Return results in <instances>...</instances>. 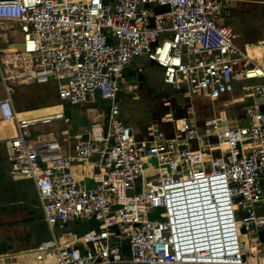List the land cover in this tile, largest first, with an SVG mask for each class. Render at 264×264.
Instances as JSON below:
<instances>
[{
	"label": "built area",
	"instance_id": "1",
	"mask_svg": "<svg viewBox=\"0 0 264 264\" xmlns=\"http://www.w3.org/2000/svg\"><path fill=\"white\" fill-rule=\"evenodd\" d=\"M231 10V0H0V27L17 25L21 37L0 48V124L13 128L5 156L12 178L32 180L51 231L24 252L34 262L264 264V111L255 102L264 98V43L260 54L241 48ZM135 58L161 67L185 98L223 107L201 123L188 107L176 119L167 112L138 137L120 118ZM27 83L55 84L59 103L45 108L60 109L21 116L45 109L17 111L13 92ZM236 88L238 100H222ZM96 94L109 112L84 130L34 129L68 123L66 104ZM3 156L0 140V165ZM89 221L97 226L78 234ZM69 222L76 231L62 229Z\"/></svg>",
	"mask_w": 264,
	"mask_h": 264
},
{
	"label": "crops",
	"instance_id": "2",
	"mask_svg": "<svg viewBox=\"0 0 264 264\" xmlns=\"http://www.w3.org/2000/svg\"><path fill=\"white\" fill-rule=\"evenodd\" d=\"M249 5H253L257 8L260 7L264 8V0H231V8H232L231 11L235 15L236 14L238 15L240 14V10L242 8L247 7ZM11 37L12 38H9L8 31L0 32V48L11 46L10 48L14 49L15 47L12 45L15 44L17 46V44L15 42L14 43L10 42V40L15 39L14 41L20 42L21 40L20 32L15 31V33L11 34ZM235 39H236V34H235ZM260 42L264 43V38L260 39ZM262 43L260 45H262ZM256 47H260V46H248L246 50H250V52H252V49ZM255 50L256 52L258 51L261 53L260 48H257ZM136 71L137 70L133 68V66H131L130 63L126 69L124 77L127 78L130 73L133 74ZM139 82L140 83L137 85L134 83L136 85L135 91L142 90L140 84L144 82V79L141 75H139ZM51 89H53L54 91H52ZM142 94L143 96H145L147 95V92L144 91L142 92ZM137 95L138 94H136V97ZM3 96H5V90L0 75V98H2ZM239 97L240 94L233 92L231 94H227L226 96H224L222 100H230L231 102H234V100H238ZM99 99L104 100L103 98H101L99 94H96L94 97L89 98L88 101L80 105L73 106L70 104H66V112L68 117L70 118V121L73 118H75L76 121L79 120V122L77 123L74 121V128L78 129L77 132L84 130L93 119L96 118L103 119L104 114H107V112L103 111L99 107ZM167 99L169 98L165 95L159 96V102L161 101V104H164V102ZM172 101L173 100H171V103ZM201 101L203 100L199 98L187 99L188 103L186 105L188 106V109L190 108L194 111L196 116V121L198 123H201L202 118L209 116V114L206 113V110L202 108ZM248 101H252V100L248 99ZM13 102L17 111L22 112L26 110L40 109V108L57 105L59 103V98H58L56 86L53 83H48V84L27 83L16 86V89L13 92ZM32 104L34 106L28 107ZM36 104H40V106L35 107ZM159 106L160 103L159 105H157L156 108H159ZM181 106L182 105H180L177 102V108H178L177 111L181 110ZM240 106H241L240 104H233V105L231 104V106H229L228 109L231 111V113L236 119L240 120L241 122L242 121L245 122L246 118L244 117ZM166 107H170V106H166ZM56 109H59V107H57ZM37 112L45 113L43 110V111H35L34 114H37ZM167 112H173V110L170 109ZM25 114L28 113H24L21 115H25ZM165 114L163 116H165ZM161 119L162 116L160 117L159 121L157 119L153 123H158L161 121ZM124 123L130 125L138 137L142 138L146 134L145 127L138 126L135 124L134 125L128 124L126 122ZM5 126L6 125L0 124V140H2V148L4 153L3 161L2 164L0 165V264H37V262H34L35 260L33 253H24V252H26V250L33 249L31 248L33 244L39 243L41 240L50 238L51 231L48 224L43 220L42 210L32 180L14 179L11 177L9 173L10 162L7 160L5 156L6 143L4 140L10 137L12 134L8 136L4 135L3 128ZM58 126H60L59 121L52 124L39 125L34 129L42 132H51V131L58 132V130L62 128L69 129L68 127L65 126L64 127H58ZM64 151L68 153L72 150L65 148ZM36 211H38V213ZM40 225L42 226L37 227ZM76 228H77L76 226L72 227L71 230L76 231L75 230Z\"/></svg>",
	"mask_w": 264,
	"mask_h": 264
},
{
	"label": "rangeland",
	"instance_id": "3",
	"mask_svg": "<svg viewBox=\"0 0 264 264\" xmlns=\"http://www.w3.org/2000/svg\"><path fill=\"white\" fill-rule=\"evenodd\" d=\"M228 23L233 27L236 34V43L240 45L241 48L247 49L248 46H262L260 45L262 43L260 42V39L264 38V8H257L253 5L244 7L240 10V14H236L234 18L228 19ZM6 31H8L9 38H12L11 34L15 33V31H18V26H12V24L9 23L3 24L2 27H0V32ZM14 40L15 39H11L10 42L14 43ZM257 48L258 47H256L255 49ZM258 54H260V52H258ZM131 66H133V68H135L137 71L133 74L130 73L127 78L124 77L121 80L123 91L120 94V97L122 99L120 103V118L124 122L133 125L135 124L145 128L149 124L153 123L155 121L154 116L159 115L161 111L160 109L156 108L159 103L161 104V101L159 102L160 95H165L170 100H174L172 101V105L168 110L172 109L174 112H177V102L182 105L181 108L187 105V99L181 92L175 91L170 85L163 82V69L161 67L156 64H151L150 61L143 58L133 59V61L131 62ZM139 75H141L144 79V82L140 84L142 90L127 91V85L129 82L135 83L136 85L140 83ZM51 90L54 91L53 89ZM144 91L147 92V95L145 96H143L142 94V92ZM235 92L238 94L241 93L238 88H236ZM136 94H138L137 97ZM255 102L259 105H262L264 104V98H257ZM201 105L209 115L212 114L215 109H219L223 106L222 102L212 104L207 101H201ZM31 106L34 105L32 104L28 107ZM38 106H40V104L35 105V107ZM57 107H59L60 109V106ZM57 107L40 109L38 111L44 110V112H47L52 109H56ZM99 107L103 111L108 113L110 102L108 100L99 99ZM32 113L34 114L35 111L28 114ZM74 121L76 123L79 122V120L76 121L75 118H73L68 124H66L64 120H61L59 121L60 126L58 127H68L70 129V132L72 134H75L78 129L74 128ZM242 123L245 122L242 121ZM3 133L6 136L13 134L12 126L6 125L3 128ZM36 212L38 213V211ZM150 218H158V214L151 213ZM41 226L42 225L37 227ZM96 226V221H89L88 223L83 224V229L78 231V234H82ZM251 229L252 228H250V230ZM244 238L247 239L245 235Z\"/></svg>",
	"mask_w": 264,
	"mask_h": 264
},
{
	"label": "water",
	"instance_id": "4",
	"mask_svg": "<svg viewBox=\"0 0 264 264\" xmlns=\"http://www.w3.org/2000/svg\"><path fill=\"white\" fill-rule=\"evenodd\" d=\"M167 8H168L167 5H160V6H158L156 9H157V11H162V10H165V9H167ZM152 64H153V63H152ZM186 107H188V106H184V107L181 108L180 111H177V112L175 113L174 118L176 119V118L182 117V116L184 115V113H185ZM260 108H261L262 111H264V104L260 105ZM177 113H178V114H177ZM160 122H161V121H160ZM162 127L164 128V130H165L167 133H170V132H171L170 123H165V122H163V123H162ZM212 140H213V141H216V138H215V137H212ZM260 235H261L262 239L264 240V230H262V231L260 232ZM37 245H38V243H35V244H33V246H31V248H35V247H37ZM10 260H11V259H10ZM10 260H9V261H10Z\"/></svg>",
	"mask_w": 264,
	"mask_h": 264
},
{
	"label": "trees",
	"instance_id": "5",
	"mask_svg": "<svg viewBox=\"0 0 264 264\" xmlns=\"http://www.w3.org/2000/svg\"><path fill=\"white\" fill-rule=\"evenodd\" d=\"M125 72H126V70H125ZM125 72H124V75H125ZM174 101V100H173ZM179 107V106H178ZM170 107H166V106H164V104H160V106H159V108L158 109H160L161 111H160V114L159 115H157V116H154V118H155V121L158 119V121H159V119H160V117L161 116H163L167 111H168V109H169ZM156 111V110H155ZM154 111V112H155ZM174 112V111H173ZM162 113V114H161ZM155 114V113H154ZM159 116V117H158Z\"/></svg>",
	"mask_w": 264,
	"mask_h": 264
},
{
	"label": "bare ground",
	"instance_id": "6",
	"mask_svg": "<svg viewBox=\"0 0 264 264\" xmlns=\"http://www.w3.org/2000/svg\"><path fill=\"white\" fill-rule=\"evenodd\" d=\"M55 110H59V109H52V110H50V111H55ZM46 113V112H45ZM44 113H37V114H35V115H43ZM21 116H23V115H21ZM76 225H75V223L74 222H69V223H67V224H65V225H62V229H66V230H71V228L72 227H75ZM26 257V256H25Z\"/></svg>",
	"mask_w": 264,
	"mask_h": 264
},
{
	"label": "flooded vegetation",
	"instance_id": "7",
	"mask_svg": "<svg viewBox=\"0 0 264 264\" xmlns=\"http://www.w3.org/2000/svg\"><path fill=\"white\" fill-rule=\"evenodd\" d=\"M234 17H235V14L232 13L229 19L234 18ZM174 104H175V102H174ZM171 105H172V103L170 104V107H171Z\"/></svg>",
	"mask_w": 264,
	"mask_h": 264
}]
</instances>
